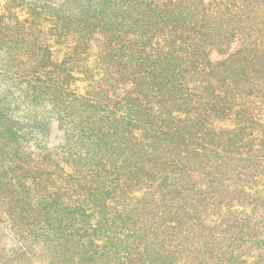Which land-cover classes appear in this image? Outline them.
I'll return each mask as SVG.
<instances>
[{
	"label": "trees",
	"instance_id": "16d2710c",
	"mask_svg": "<svg viewBox=\"0 0 264 264\" xmlns=\"http://www.w3.org/2000/svg\"><path fill=\"white\" fill-rule=\"evenodd\" d=\"M2 8L12 259L264 264V0Z\"/></svg>",
	"mask_w": 264,
	"mask_h": 264
},
{
	"label": "rangeland",
	"instance_id": "374dc122",
	"mask_svg": "<svg viewBox=\"0 0 264 264\" xmlns=\"http://www.w3.org/2000/svg\"><path fill=\"white\" fill-rule=\"evenodd\" d=\"M3 0H0V13L3 12ZM79 89L82 90L84 84L82 82L78 83ZM49 142L53 146H58L63 142V133L60 130L52 129L49 134ZM219 217L218 213H212L210 215H206L202 218L203 222L209 225L217 222ZM8 230L7 223L5 219L0 216V264H44L45 261L40 259H36L34 255V251L29 252L32 257L28 254L27 256L16 255L17 257L12 259V254H14L15 249L17 248L19 242Z\"/></svg>",
	"mask_w": 264,
	"mask_h": 264
}]
</instances>
